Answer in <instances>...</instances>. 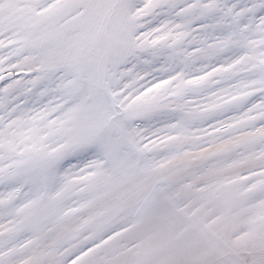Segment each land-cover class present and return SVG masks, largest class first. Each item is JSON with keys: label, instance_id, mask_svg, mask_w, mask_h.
I'll return each instance as SVG.
<instances>
[{"label": "snow or ice", "instance_id": "1", "mask_svg": "<svg viewBox=\"0 0 264 264\" xmlns=\"http://www.w3.org/2000/svg\"><path fill=\"white\" fill-rule=\"evenodd\" d=\"M0 264H264V0H0Z\"/></svg>", "mask_w": 264, "mask_h": 264}]
</instances>
